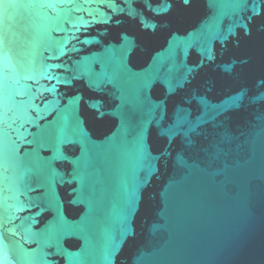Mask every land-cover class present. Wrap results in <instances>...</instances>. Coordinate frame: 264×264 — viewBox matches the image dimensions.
Segmentation results:
<instances>
[{
	"label": "water",
	"instance_id": "water-1",
	"mask_svg": "<svg viewBox=\"0 0 264 264\" xmlns=\"http://www.w3.org/2000/svg\"><path fill=\"white\" fill-rule=\"evenodd\" d=\"M201 1L139 68L106 27L190 0L0 4L4 264H264V0Z\"/></svg>",
	"mask_w": 264,
	"mask_h": 264
},
{
	"label": "flooded vegetation",
	"instance_id": "flooded-vegetation-1",
	"mask_svg": "<svg viewBox=\"0 0 264 264\" xmlns=\"http://www.w3.org/2000/svg\"><path fill=\"white\" fill-rule=\"evenodd\" d=\"M150 1L153 3L159 2V0ZM135 5L143 9L147 18L156 22V26L153 30L148 27L147 29H142L137 21H133L134 25H127V23L131 22L129 21L123 23L121 26L109 25L106 27L109 31V38L113 40L119 39L118 33L123 27L128 29V33L135 36L137 45L129 58V62L134 68H139L144 65L146 60L148 63L153 51L162 47L164 40L171 30L184 33L187 29L192 28L203 11L201 0H190L188 4H183L182 2L174 3L169 11L162 14H155L149 9L146 10L140 3H136ZM239 49H243L242 45H240ZM189 62H196V55L192 53ZM227 85L228 83L226 80H223L222 76L213 70L211 63L195 72L194 76L191 77L190 83L187 84V87L179 90L170 100H182L185 92L192 87H211V89L216 90L226 88ZM83 90L85 92L87 91L85 88H83ZM152 94L155 98L164 96L163 89L159 85L153 87Z\"/></svg>",
	"mask_w": 264,
	"mask_h": 264
},
{
	"label": "snow or ice",
	"instance_id": "snow-or-ice-1",
	"mask_svg": "<svg viewBox=\"0 0 264 264\" xmlns=\"http://www.w3.org/2000/svg\"><path fill=\"white\" fill-rule=\"evenodd\" d=\"M10 4L13 3V0H0V4ZM181 123H183V120L181 121ZM195 130V126H193L191 129H189V131H193ZM175 135V133H174ZM185 135H187V132H185ZM5 260L4 259H0V264H4Z\"/></svg>",
	"mask_w": 264,
	"mask_h": 264
}]
</instances>
